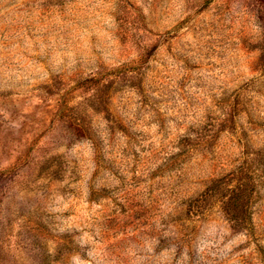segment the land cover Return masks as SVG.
<instances>
[{
  "label": "rangeland",
  "instance_id": "rangeland-1",
  "mask_svg": "<svg viewBox=\"0 0 264 264\" xmlns=\"http://www.w3.org/2000/svg\"><path fill=\"white\" fill-rule=\"evenodd\" d=\"M0 264H264V0H0Z\"/></svg>",
  "mask_w": 264,
  "mask_h": 264
}]
</instances>
